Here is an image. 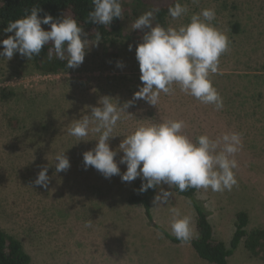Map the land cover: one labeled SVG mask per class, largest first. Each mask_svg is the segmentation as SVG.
Segmentation results:
<instances>
[{"label":"rangeland","instance_id":"374dc122","mask_svg":"<svg viewBox=\"0 0 264 264\" xmlns=\"http://www.w3.org/2000/svg\"><path fill=\"white\" fill-rule=\"evenodd\" d=\"M180 3L187 14L177 20L167 14V27H179L193 13L213 8L212 23L230 40L229 51L220 57L223 74L210 77L224 107L216 111L173 84L172 94L160 93L157 107L135 101L126 110L131 115L124 113L117 122L109 146L117 152L114 159L123 173L126 165L119 163V144L141 124L184 120V132L193 140L202 134L216 139L224 132L241 133L243 147L235 157L237 185L231 191L196 192L214 236L228 242L240 210L248 214V230L264 227V0ZM145 31H135L129 39L124 32L108 51L89 40L83 63L58 73H41L19 53L11 60L0 58V89L13 93L9 98L0 95V228L22 242L29 264H212L192 252L189 242H173L159 229L170 234L168 209L175 206L191 217V239L195 237V213L188 199L162 184L155 196L161 187L173 196L161 207L153 204L154 196L148 219L140 206L126 201L134 180L122 182L119 175L106 179L91 166L85 170L83 153L96 146L98 135L90 132L86 141H79L67 131L72 120L90 114L86 106H98L102 96L116 98L121 105L132 99L142 82L129 44L133 46ZM60 152L71 166L57 173L54 157ZM44 167L47 188L34 183ZM89 221L92 226L86 227ZM228 264H264V257L252 256L241 242Z\"/></svg>","mask_w":264,"mask_h":264},{"label":"clouds","instance_id":"9594fccd","mask_svg":"<svg viewBox=\"0 0 264 264\" xmlns=\"http://www.w3.org/2000/svg\"><path fill=\"white\" fill-rule=\"evenodd\" d=\"M92 10L88 21L97 26H109L115 18L123 19L121 0H91ZM40 6L26 10L23 17L9 21L4 33H12L0 39L3 50L0 58L11 60L15 53L32 60L41 51L52 44L51 53L60 60H66L67 69L78 68L84 61L90 41L86 38L84 28L71 16L53 18L45 14L40 17ZM159 8L150 9L133 22V30H143L142 42L136 45V60L140 69L142 86L133 94L131 100L121 105L118 99L102 96L98 106L90 107V114L80 119H73L68 127V134L84 140L89 133L98 135L96 146L83 153L85 170L91 166L106 179L119 175L122 182L142 179L140 193L162 184L177 188L180 192L193 189H211L213 192L231 191L237 185L235 169L239 167L236 154L242 149V134L224 132L216 139L207 134L199 135L195 140L185 134L184 120L167 119L158 122L141 124L119 144L123 152L120 164L126 165L121 173L114 159L117 152L110 148L109 140L114 137L113 131L122 114L137 100H145L156 106L160 93L172 94L173 84L180 91L194 97L200 103L212 105L216 111L223 109V98L213 86L211 75L223 74L219 67L220 57L229 51L230 40L225 32L214 26L215 9L205 8L190 16L189 22L179 27H164L154 24V14ZM188 9L176 0L168 8V16L177 20L186 15ZM50 25L45 30L41 25ZM101 40L96 32L93 44ZM133 46L129 44V51ZM124 65L117 62V67ZM131 115V114H129ZM86 141V140H84ZM66 152V151H65ZM65 152L54 157L55 169L59 173L70 168V161ZM48 168H42L34 183L43 188L48 187ZM143 181H146L144 183ZM172 191L163 187L154 197L155 207L168 205ZM170 234L178 241L188 242L193 235L191 217L183 214L179 207H169ZM86 227H91V221Z\"/></svg>","mask_w":264,"mask_h":264},{"label":"trees","instance_id":"16d2710c","mask_svg":"<svg viewBox=\"0 0 264 264\" xmlns=\"http://www.w3.org/2000/svg\"><path fill=\"white\" fill-rule=\"evenodd\" d=\"M157 2L158 0H154V2L151 0H121L123 19L115 18L109 26H97L87 22L88 13L92 10L91 0H0V39H5L8 35H12V33L3 32L9 21L23 17L26 10H30L33 6H40L42 10L38 13L40 17L48 14L53 18H61L63 16L75 18L78 24L84 28L88 40H95L96 32L99 31L101 34L99 42L104 44L105 50L108 51L120 42L125 33H129L126 35V38L129 39L131 34L138 31L133 30L129 24L132 25L143 11L159 8L160 11L154 14L153 23L167 27L166 16L168 8L173 6L176 0H170L163 5ZM41 27L45 30H50V25L42 24ZM128 30L130 31L127 32ZM142 37L133 43L134 49H136V45L142 42ZM52 47L51 43L45 45L40 55L34 56L31 60L34 67L41 73H58L67 69L66 60L58 59L54 51L51 53L52 58L49 59V49ZM12 94L10 90L0 89L2 98H9ZM143 182L146 183V181ZM141 184L142 179L140 177L133 181L132 190L126 201L128 204L140 206L145 216L151 219V200L155 196L157 188H150L146 192L140 193ZM173 190L178 195L188 199L194 210L196 232L195 237L188 242L199 258L212 264H228V257L232 255L241 242H243V246L252 256L264 257V227H255L248 230L249 219L245 210H240L236 213L234 231L228 242H225L214 236L208 212L203 204L196 199L197 189L190 188L185 192H180L177 188H173ZM159 229L171 241L181 242L162 228ZM30 261L31 257L23 247L22 242L0 228V264H29Z\"/></svg>","mask_w":264,"mask_h":264},{"label":"crops","instance_id":"0c3cea01","mask_svg":"<svg viewBox=\"0 0 264 264\" xmlns=\"http://www.w3.org/2000/svg\"><path fill=\"white\" fill-rule=\"evenodd\" d=\"M210 221H211V220L209 219V222H210ZM211 223H212V221H211ZM211 223H210V224H211ZM211 226H212V232H213V223L211 224ZM189 245H190V244H189ZM189 245H188V246H189ZM192 252H194V251H193V248H192ZM192 254H193V256H195V253H192ZM229 257H230V256H229ZM229 257H228V259H229Z\"/></svg>","mask_w":264,"mask_h":264}]
</instances>
